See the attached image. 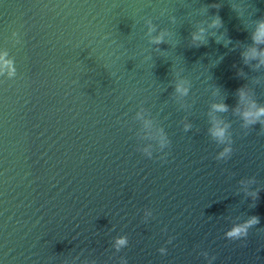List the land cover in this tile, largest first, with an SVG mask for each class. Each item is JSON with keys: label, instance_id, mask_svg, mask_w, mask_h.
<instances>
[{"label": "water", "instance_id": "obj_1", "mask_svg": "<svg viewBox=\"0 0 264 264\" xmlns=\"http://www.w3.org/2000/svg\"><path fill=\"white\" fill-rule=\"evenodd\" d=\"M260 18L264 0H0V264H264V126L239 114L264 106Z\"/></svg>", "mask_w": 264, "mask_h": 264}, {"label": "clouds", "instance_id": "obj_2", "mask_svg": "<svg viewBox=\"0 0 264 264\" xmlns=\"http://www.w3.org/2000/svg\"><path fill=\"white\" fill-rule=\"evenodd\" d=\"M257 27L252 35V39L256 43L264 42V18H260L257 20ZM213 24H221V20L219 16L216 17V19L213 21ZM194 40H200L201 37L193 34ZM154 42L161 43L163 42L160 38H157ZM264 55V54H261ZM245 59L249 58V53H244ZM261 63H264V59L261 60ZM177 91L185 92L186 89L181 88L180 86L177 87ZM239 97L241 102H243L246 99V93L243 89L238 90ZM213 108L217 111H226L227 106L226 105H213ZM241 116V119L243 120L245 126H252L257 123L264 126V106L257 105L255 101L249 102L248 109L242 111L239 113ZM227 129L228 126L221 127L219 123L214 124L210 129V135L216 139L218 142L223 143L225 141V138L227 136ZM230 149H225L224 153H221V155L226 154L229 152ZM259 223L258 217H252L249 221H247L244 225H238L233 228L231 232L228 233V236L230 239H240L241 237H246L248 228L254 226L255 224ZM126 243V240L120 239L117 241V246H122ZM163 251V249H161Z\"/></svg>", "mask_w": 264, "mask_h": 264}]
</instances>
